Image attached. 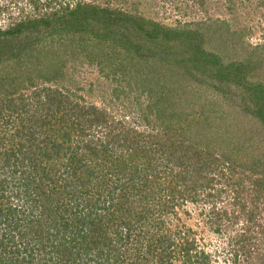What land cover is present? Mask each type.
Instances as JSON below:
<instances>
[{
    "label": "rangeland",
    "instance_id": "374dc122",
    "mask_svg": "<svg viewBox=\"0 0 264 264\" xmlns=\"http://www.w3.org/2000/svg\"><path fill=\"white\" fill-rule=\"evenodd\" d=\"M86 2L130 15L124 14L118 18L127 25L119 27L118 36L114 37L119 46H116L114 38L107 33L110 27L103 22L97 26L100 30L97 33L108 35L106 40L97 38L92 32L75 31H81L84 27L94 30L96 23L92 22L74 26V30H63L68 22L73 21L71 12L77 8L78 3ZM38 18L44 22L50 19L57 26L54 32L42 28L40 35L39 32L31 34L28 47H34L33 49L42 53H29L26 50L20 59L10 60L0 66V100H9L13 96L12 103L0 101V204L4 201L1 207L8 209L13 206L8 203L6 205L7 197L11 195L16 201L25 196L24 188L28 180L23 176H32V164L39 166L41 163L43 167L46 166L45 170L54 166L57 172L49 173L51 178L47 175L48 170L45 172L47 182L43 184L46 191L44 199L41 201L39 197L38 201L35 198L36 202L30 205L26 203L22 209L18 207L19 211L24 212L20 218L32 220L39 231H42L41 224L44 227L47 225L42 221L45 218L42 205L57 209L53 212V217L60 220V223L54 222L58 226L56 234L59 235L55 244H58L59 252L54 254L56 261L53 264L64 263V259L67 264L70 261L72 264H79L81 252L78 254V248L81 238L76 236L73 239L66 227L70 228L69 233H74V222H81V219L67 203L69 198L78 197L84 205L81 199L85 196V199L93 202L92 206H100V202L91 200L89 195L92 182L101 183L100 188L105 187L109 192L116 193L118 209L121 204L128 207L131 205L135 209L142 208L148 217L147 226L130 229L125 234L121 232L124 226L118 223L124 237L115 242L113 239L118 238L113 233L114 238L108 240L110 249L105 248L110 252L99 253L101 264L243 263V258L239 262L234 261L237 250L231 239L235 233L224 226V221L221 230L216 231V224L219 222L209 212L208 204L200 198L196 203L187 196L185 187L194 184L193 178L187 179L183 185L174 184L178 182L174 179H177L180 170L186 171L190 165L189 157L195 151L193 148L186 149L187 154L185 148L178 149L181 142L178 141V136L175 137L176 142L164 137L162 122L168 116L180 119V114L183 113L181 109L170 107L167 102L160 107L162 111L156 107L148 108L164 93L158 87H154V90H158L154 95L146 92L153 85L148 79L152 78V67L151 63H146L135 54L134 39L145 36L137 24H146L143 25L145 28L158 25L159 29H201L200 34L206 35L204 38L211 47H222L226 51L225 56L230 55L222 63L248 58L256 61L263 54L264 0H0V27L4 30L21 21ZM124 32L127 36L122 38ZM171 33L169 39L173 37ZM129 40L132 43L125 49L123 44ZM211 47L205 48L212 49ZM46 54L48 56H44ZM203 64L204 61L192 63L196 70ZM157 67L163 68L175 82L181 81L178 76L184 71H180L176 65H170L165 60L158 63ZM202 70L204 68L197 71L199 75ZM186 83L187 86H183V89L188 90L187 96L191 103L195 102L192 105L195 113L199 116L204 104L216 101V104H210V108L217 111L218 117L214 113L211 117L217 126H222L220 136L210 133L208 140L201 143L202 146L211 144L218 149L217 152L214 151L212 157H199L205 162L213 161L214 157L220 155V148L228 140L234 148L242 145V142H237L235 135L230 138L231 135L227 132V126L234 131L241 124L235 121L229 106L218 102L214 89L207 93L201 90L196 92L193 91L195 86L189 81L184 84ZM144 92L146 93L141 97L138 96V93ZM163 98L166 100L165 96ZM174 101L178 105V100ZM140 104L142 110L139 108ZM208 108L209 106H205V110ZM103 112L105 117H101ZM192 114L194 113H191L193 121V117L197 116ZM179 127L178 125V129ZM190 129L191 132L194 131L196 125H191ZM199 142L200 140L197 143ZM54 143L61 145V148L55 147ZM256 146V140L251 139L237 157L253 163L252 160L258 158L257 153L252 154V149ZM258 150L260 149L257 152ZM23 151L25 155L22 154ZM33 153L39 154L36 160ZM75 154L79 161L76 166ZM43 156L49 160L43 159ZM29 159L31 164L28 167L25 163ZM81 160L83 161L80 162ZM81 166H85V170L91 168L94 172L92 179L81 173ZM216 167L214 165V169ZM132 175H136V178H132ZM246 175L248 178L243 174H236V181L242 183L237 191L239 193L235 194L245 202L248 201V206L253 204V207L255 204L251 201L260 196L263 203L258 201V208L255 210L264 216V208L261 209L264 206V189L254 188L253 181L257 177L249 172ZM21 178L24 183L17 186ZM53 178L57 181L56 188L52 186ZM139 180L149 185L141 193L132 188L133 184L140 183ZM85 182L90 188H80ZM174 189L179 190L178 196L171 195ZM232 191L228 188L222 194L223 201L217 207L232 209ZM56 193L61 194H57L62 197L59 200L61 206L57 198L54 199ZM29 206L34 210H28ZM12 208L17 209L15 206ZM1 221L3 223L0 228L6 232L7 225L0 215V223ZM262 223L264 224V220ZM18 228V232L28 234L33 226L21 225ZM43 234L44 230L38 236L43 237ZM27 236L29 239L33 237ZM65 241L70 252L63 250ZM87 241L90 243L93 238ZM263 246L264 244L258 253L260 256L254 255L257 260L254 264H259L264 256ZM186 247L191 249L188 256L184 251ZM231 250H235L233 255ZM3 255L4 253H0V257ZM85 256V262H94L95 255Z\"/></svg>",
    "mask_w": 264,
    "mask_h": 264
},
{
    "label": "trees",
    "instance_id": "16d2710c",
    "mask_svg": "<svg viewBox=\"0 0 264 264\" xmlns=\"http://www.w3.org/2000/svg\"><path fill=\"white\" fill-rule=\"evenodd\" d=\"M124 14L126 13L109 7L103 8L99 5L90 3H78L77 8L71 12L73 21L68 22L63 30H74V26L92 22L96 23V28L94 30L84 27L81 31H75L81 33L84 31L86 33L92 32L97 38L106 40L108 35L102 32L97 33L100 31L97 26L103 22L110 27L107 33L114 38L118 36L119 27L124 28L127 26L126 22H120L124 20L118 19L119 16ZM132 23L134 24L133 21ZM41 24L43 27H41ZM143 25L146 24H137L139 29L145 33V36L139 37L138 40L134 39V41L136 45L135 54L146 63H151L152 67V71L150 70L152 78H148L151 82L147 80L153 85L150 86L146 92L154 95L155 91H158L154 90V87H158L159 89L161 88L164 93L148 108L156 107L162 111L163 109H160V107H163L167 102L170 107L176 106L181 109L183 113L180 114V119L176 120L174 116H168L167 119L162 122V128L165 134L164 137H169L172 142H176L175 137L178 136V141H181L178 149L181 147L185 148V150L193 148L195 151L193 152V156L189 157L191 163L186 168V171L180 170L177 179L174 180L178 181L176 183L183 185L187 179L193 178L194 184L185 187L187 189V196L196 203H198L200 198L203 199L205 204H208L209 212L212 213L217 222H219L216 224L218 225L215 228L216 231L221 230L220 228L224 221V226H228V230H230L231 233L232 231L235 233L232 236L234 238L231 239V242L233 241L232 244L235 245L237 251H230L232 255L235 252L234 261L238 260L239 262V260L243 258V263L241 264H254L257 262L254 255L260 256L258 253L262 248V244H264V224L262 223L264 216L258 214L257 210H255L258 208V201L263 203V200L259 196L251 201L254 202L255 207H253V204L248 206V201L245 202L239 195L235 194L242 183L241 181H236L237 179L235 177L236 174H243L244 177L248 178L246 172H249L257 177L253 181V187H258L260 190L264 189V46L262 47L263 54L260 55L256 61L252 58V60L248 58L236 61L227 60L226 63H222L224 58L230 55L225 56L224 53L226 51L222 47H216L215 49L211 47V44L207 43L204 38L206 35L202 33L204 35L202 36L200 34L201 29L198 31L194 29L181 30L170 27L159 29L157 27L158 25H152L146 28ZM54 26L55 24L51 22L50 19L44 22L43 19L38 18L21 21L8 30L0 28V66L9 63L10 60L20 59L26 50H29V53H42L37 49H33L34 47H28L30 45L29 38L32 37L31 34L37 32H39L40 35V30L42 28L54 32L57 29V26ZM112 27L115 29H112ZM27 33L28 35H23ZM170 33L173 34L171 39H169ZM125 36H127V34L124 32L122 38H125ZM113 40L116 46H119L117 39L114 38ZM138 41H140V43ZM131 43L132 40H129L123 44V46L127 49L128 47L126 46ZM205 47H211L212 49H206ZM217 51H219V53ZM44 56L48 55L46 54ZM165 60L170 65H176L180 71L181 69L184 71L182 75L178 76V79H181V81L175 82L174 79L167 76L163 68L157 67L158 63ZM200 61H204V64L196 70L192 63L195 64ZM201 68H204V70H202L199 75L197 71ZM158 73L160 74L156 75ZM48 81H51V79ZM185 81H189L191 85L195 86L193 91L196 92L204 88L202 92L207 93L213 88L218 102L232 109L235 121H237L238 124L240 123L241 126H237L238 128L235 127L234 131L227 126V132L231 135L230 138L235 135L238 140L237 142H242V145H238L234 148L232 142L228 140L226 145L220 148L222 149L220 155L214 157L213 161L209 160V162H205L199 157L200 155L212 157L213 152H217L218 149L216 150L211 144L206 143L202 146L201 143L203 140H208L210 133L214 136L221 134L220 131L222 126H217L216 121L214 122L211 117L213 113L215 117H218L217 111L211 110L210 108V104L214 105L216 101L207 103L209 105L204 104L203 108L200 109L199 116L195 113L193 109L195 102L191 103V100L187 96L188 90L183 89V86H187V83L184 84ZM216 81L217 83H215ZM18 87L19 86H17V88ZM146 92L138 93V96L141 97ZM164 96L166 100H164ZM200 96L201 95H199V97ZM12 97L13 96H11L9 100L1 99L0 101L12 103ZM173 98L178 100V105ZM184 100L185 103L183 104ZM179 101L182 105L181 107ZM205 106H209V108L205 110ZM11 107L12 106H9V108ZM139 108H141V104ZM140 110H142V108ZM149 113H151V110ZM191 113L197 116L193 117L195 119L193 121L191 120ZM102 116L105 117L106 114L103 112L101 113V117ZM178 125L180 126L179 129ZM191 125H196V131L194 130L191 132ZM251 139L256 140L257 145L255 149H252V154L257 153L256 155L258 157L254 161L252 160L253 163H249L248 160L239 159L237 157L241 149L245 147L246 142H249ZM198 140H200L199 144L197 143ZM54 144L55 147L61 148V145L57 143ZM257 149L260 150L257 152ZM186 151L188 154V150ZM24 152L25 151L22 153L23 155H25ZM33 157L36 160L39 154L33 153ZM44 158L46 159V157L43 156V159ZM80 162H82V160ZM176 162L178 163L179 160ZM177 163H175V165L179 166ZM26 164L28 167L30 166V159ZM214 165H217L215 169ZM44 168H46V166H38V170L32 175L34 178H37V190H39V194L37 195L38 201H40V199L42 201L46 195L45 185L43 184L47 182L45 178L39 176L40 171L46 172V170H48V175L49 173L54 172L56 174L57 172L54 166L53 168L50 166L46 170ZM55 174H53V176ZM134 174H136V172ZM44 175L46 176V174ZM23 177L29 179L31 175ZM89 177H92V172H90ZM134 177L136 178V175H132V178ZM51 180L52 186L56 188L57 181L54 178ZM21 181H23L22 178L19 182ZM141 181L142 180H139L138 182L142 183ZM140 183L132 185L133 190H136L138 193H141L144 187L148 188L149 186L148 183ZM54 188L52 190H54ZM85 188H87V183ZM228 188L233 190L231 210L217 207L219 203H221L220 201H223L222 194L227 192ZM70 192L74 193L73 191ZM57 194L61 195L60 193H56L54 199L57 198L58 204L61 206V201L59 200H61L62 197H58ZM132 194H134V192ZM112 195L113 192H110L108 197L110 198ZM90 197L91 200L94 199L93 195H90ZM98 197L99 196H97V198ZM108 197L104 199L105 203L109 199ZM69 200L67 204H70L73 213L81 219V222L83 221L82 224L80 220H77V223L74 222V224H76L74 233L72 231L69 233L70 228L66 227L67 233L73 235V239L76 236H80L81 238L80 247L78 248V254L81 252L80 259L78 260L79 264H101L99 253L104 252L101 254H106L110 252L105 248L110 249L108 247V240H110L111 237L114 238L113 233L116 234L115 237L118 238L117 240L115 238L113 239L115 242L122 240L124 237L120 233L121 226H124L121 232L125 234L130 229H140L148 224V217L142 208L135 209L131 205L128 207L121 204L118 209L119 205L118 201H115V197L113 198L112 205L109 207L94 204L92 206V201H90V199L89 201L85 199V196L81 199L84 205L78 197L69 198ZM1 202L0 215L7 225V231L3 232L0 228V253H4V255L0 257V262L3 264H53V261H56L54 254H58L59 252L57 248L58 244H55L56 237L59 235L58 233L56 234L58 226H56L55 223H58V221L60 223V220L53 217V212L57 211V209H51V206L49 209L42 205L43 209L41 210L45 213V218L42 221H45L47 225L45 227L42 224L40 225L42 226V231L44 230V234L43 237H39L38 235H41L42 231H39L37 226L33 224V221L26 220L22 217L20 218V215L24 212L19 211L18 207L22 209L21 207H24L26 199L21 198L16 201L12 195L7 197L6 205H13L8 209H3L1 206L4 205V201ZM14 206L17 209L14 210L12 208ZM68 208L70 209V207ZM263 208L264 206L261 209ZM2 223L3 221H1L0 225ZM118 223H120L121 226H119ZM21 225H31L33 228L28 234H23L18 232V227ZM27 235H32V239H29ZM90 238H93V241L89 243L87 240ZM98 238H100L101 241ZM63 250L64 252L71 251L69 247H67L66 241L64 242ZM190 250L189 247L184 249L186 256L189 255ZM85 254L88 257L91 256V254L95 255L94 262H85V259L87 260ZM262 258H264V256L261 257L259 264H264ZM59 264H67L66 259H64V263L60 262ZM70 264H72V261H70ZM201 264H204V262Z\"/></svg>",
    "mask_w": 264,
    "mask_h": 264
},
{
    "label": "clouds",
    "instance_id": "9594fccd",
    "mask_svg": "<svg viewBox=\"0 0 264 264\" xmlns=\"http://www.w3.org/2000/svg\"><path fill=\"white\" fill-rule=\"evenodd\" d=\"M86 3H88V2H86ZM103 8H108V7H103ZM110 8V7H109ZM16 25V24H15ZM15 25H13V26H11L10 28H12V27H14ZM1 28V27H0ZM10 28H8V29H10ZM2 29V28H1ZM8 29H5V30H8ZM4 30V29H3ZM204 89V88H203ZM203 89H201V91L203 90ZM199 95V94H198ZM75 162H74V166H76V164L79 162V161H77V155L75 154ZM83 161V160H82ZM40 163V162H39ZM24 164V163H23ZM26 164V163H25ZM40 165H41V163H40ZM39 165V166H40ZM31 168H33L32 169V175H33V173H35V171H37L38 170V166H36V164L34 165V164H32L31 166H30ZM83 169H82V172L81 173H85V175L86 176H88V179H92V177L90 178L89 177V174H90V172H92L91 171V168H90V170H85V166H81ZM40 175L39 176H42V178H45L46 179V176L44 175V174H46L45 172H43L42 170L40 171V173H39ZM93 174H94V172H92V176H93ZM44 175V176H43ZM47 175H48V173H47ZM49 176V175H48ZM50 177V176H49ZM26 180H28V182H27V185L25 186V188H24V194H25V196H23L22 198H24V199H26V203L27 204H29L30 205V203H34V202H36L35 201V198H38V194H39V190H37V178H34L33 176H31V177H29V179H26ZM47 180V179H46ZM150 180V179H149ZM24 183V179H23V181H21V182H18L16 185L17 186H19V185H21V184H23ZM86 183L87 182H85V184H82L81 186H80V188H82V187H85V185H86ZM174 184H177L176 182L174 183ZM84 185V186H83ZM100 185H101V183L100 184H96V183H93L92 182V188L90 189V195H93V197H94V200H97V201H99L100 203V206H106V207H109V206H111L112 205V203H113V198L115 197V201H118L117 200V195H116V193L115 192H113V191H110V192H113V195L109 198L108 196H109V190L108 189H106L105 187L104 188H100ZM151 187V186H150ZM174 187H176V186H174ZM87 188H90V187H87ZM152 188V187H151ZM179 190H175L174 189V192L171 194V195H173V196H178V192ZM97 196H99L98 198H97ZM109 198L108 200H107V202L105 203L104 202V199H106V198ZM168 199H170V198H168ZM38 200V199H37ZM176 200H178V198L176 197ZM180 201V200H179ZM103 202H104V204H103ZM26 203H24V204H26ZM232 208V207H231ZM28 210H34V208L31 206H29L28 208H27ZM226 209V208H225ZM231 210V209H230ZM176 213V212H175Z\"/></svg>",
    "mask_w": 264,
    "mask_h": 264
}]
</instances>
